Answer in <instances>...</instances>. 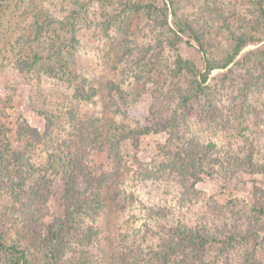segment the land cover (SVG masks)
<instances>
[{"label": "trees", "instance_id": "16d2710c", "mask_svg": "<svg viewBox=\"0 0 264 264\" xmlns=\"http://www.w3.org/2000/svg\"><path fill=\"white\" fill-rule=\"evenodd\" d=\"M120 1L127 12L142 13L149 22L148 41L120 44L103 67L108 108L133 115L134 126L112 119L106 127L97 113L81 114L80 104L99 96V83L90 82L73 60L78 36L68 24L69 38L62 45L40 46L51 29L39 25L23 39L25 52L13 64L0 55V72L29 76L38 85L51 81L56 92L59 83L69 92L61 103L56 94L54 111L40 112L43 131L20 112L13 131L7 110L15 106L20 86L0 82V264H263L261 244L244 251L242 260L235 248L264 239V191L257 207L242 209L248 220L257 221L253 230L205 210L197 219L188 214L200 198L195 185L204 178L264 175V154L257 155L250 121L255 111L264 115V46L245 50L264 42V0H241L249 15L243 22L222 0H206L196 15L178 14L179 0ZM35 43V48L23 46ZM182 45L197 49L199 68L180 54ZM166 51L170 58L163 57ZM119 76L143 81L147 91L133 93V82L124 87L116 81ZM136 103L145 108L133 111ZM159 133L167 138L151 160L133 157L135 167H129L122 144L138 148L141 137ZM102 153L113 164L108 171L93 164V155ZM55 183L62 189V212L49 215ZM136 207L151 224L118 239L116 225L103 218Z\"/></svg>", "mask_w": 264, "mask_h": 264}, {"label": "rangeland", "instance_id": "374dc122", "mask_svg": "<svg viewBox=\"0 0 264 264\" xmlns=\"http://www.w3.org/2000/svg\"><path fill=\"white\" fill-rule=\"evenodd\" d=\"M130 1L140 2L145 0ZM205 1L206 0H179L176 7L179 8L180 12L177 11V13L196 15L201 11ZM222 1L225 2L232 11H235L236 20L238 19L243 22L245 19L249 18L248 7L245 2L241 0ZM75 2L83 4V7L76 8L74 5ZM120 2V0H5L3 3H0V55L4 59H7L9 64H13L15 60L25 52V49L22 47L23 39L32 37L39 25L44 28L50 25L51 29L43 35V40L41 39L40 42V46L42 47L45 46L44 44L47 45L48 43L62 45L69 38V27L73 28L77 32L78 43L75 44L76 47L72 52V58L78 63L84 76L91 80L90 82L95 81L97 84L99 83V96L96 97L95 101L92 103L86 102V104H80L79 110L81 114H86V112L90 114L97 113L106 127H108V122H111L112 119L120 124L134 126L133 115L125 116L108 108V99L106 97L107 88L105 87L107 83L104 78L105 75H103V72L105 74H107V72L103 70V67L110 61L113 51L118 49L120 44L124 46L141 45L144 41L149 39L150 35L147 32L149 22H147L145 15L142 13L135 14L127 12ZM85 4H87V11L84 9ZM84 13L87 14L83 15ZM72 16H74L75 19H72ZM170 20H172L171 16L169 17V22ZM33 22H37L38 24H34L33 26ZM59 22L64 26V30L60 29ZM70 23L74 25L72 26ZM66 24H68L69 27ZM31 26H33V30ZM43 32H45V30ZM262 44H264V42L257 46L251 45L245 50H255L257 47L264 46ZM23 46L35 48L38 46V43L23 44ZM180 54L183 58L193 61L198 68L201 66L200 54L195 47L182 45L180 47ZM162 55L165 58H170L171 56L167 51L162 52ZM163 57L160 56L161 63L164 65L168 64L165 63L167 61ZM217 73L218 70H214L211 73V83L215 81L214 78ZM132 76L131 78L119 76L116 78V81L120 83L124 82V87L129 85L130 82H133V93L137 91L144 93L147 91L145 83L143 81H139V84L135 83ZM5 80H9L10 85L16 84L20 86L15 106L7 110L11 119L10 122H12L13 131V124L19 112L28 119L32 127L43 131L46 120L40 112L45 110L54 111V109H56V94H58V102H60L62 98L64 99V97L61 96L69 94L65 86L59 87V83L58 92H56L55 87L51 86V81L42 80L41 84L38 85L37 82L29 76L22 78L19 74H15L9 70L0 72V82H4ZM40 89H43L44 94H40ZM128 89L130 88L128 87ZM46 90H52V93L49 94L50 92ZM261 91L264 94V89H261ZM27 97H29V100H27ZM251 99L253 102H257L259 95H253ZM23 104H26L24 109H22ZM132 107L133 111L141 109L140 107H142V109L145 108L138 104L136 107L135 105ZM254 113L255 115L250 118L252 123L251 127L253 129L251 139L258 145V151L260 153L256 151L257 155L262 156V154H264V115L260 114L258 111ZM200 132H203L204 136H208L206 129L200 128ZM9 138L13 141L14 134L10 133ZM166 138L167 135L164 133L143 136L140 138L138 148H135L130 142L123 143L122 153L125 156L124 158L129 162L128 166L135 167L133 157L141 162H149L156 154L157 147L163 144ZM92 160L93 164L102 166V168L107 171L110 170L113 165L103 153L94 154ZM228 174L229 178H224L219 174L212 179L204 178L195 185V190L198 192L200 198L195 204L189 206L190 212L188 217L191 219L195 216L197 219L199 214L202 215L205 210V212L213 218L220 215L228 220L236 221L238 224L237 226L240 228L243 227L242 229L244 231L253 230L258 227L257 221L254 218L248 220L246 215L243 214L242 209L244 207L251 208L252 206L257 207L259 205L260 193L264 191V175L261 173L248 174L241 172H229ZM176 184L178 185L179 183ZM55 186L56 194L48 203L47 212L49 215H60L62 212V189L59 183H55ZM168 199L171 205L176 203L175 200H172L171 195ZM187 206L188 205H185V208H187ZM219 210L222 211V213H219ZM49 215L46 220L51 217ZM131 215L133 217H130ZM103 219L105 220L103 223L110 227L116 225L118 235H115L121 240L126 238L127 235L131 238L134 235L142 233L145 230L143 227L145 223L151 224L144 218V213L139 207L127 210L121 217L108 215ZM261 222H263V220H259V223ZM255 243L261 244V252H263L261 260L264 264V239L260 237H256L255 239H251L248 243L237 246L235 252L240 254V260H242L243 252L249 250Z\"/></svg>", "mask_w": 264, "mask_h": 264}]
</instances>
